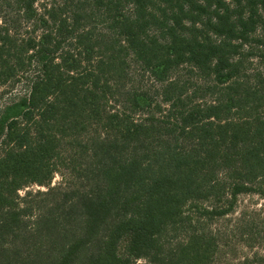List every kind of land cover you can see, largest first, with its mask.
Masks as SVG:
<instances>
[{
	"label": "trees",
	"instance_id": "obj_1",
	"mask_svg": "<svg viewBox=\"0 0 264 264\" xmlns=\"http://www.w3.org/2000/svg\"><path fill=\"white\" fill-rule=\"evenodd\" d=\"M253 56L264 0H0V264H207L159 238L264 196Z\"/></svg>",
	"mask_w": 264,
	"mask_h": 264
},
{
	"label": "rangeland",
	"instance_id": "obj_2",
	"mask_svg": "<svg viewBox=\"0 0 264 264\" xmlns=\"http://www.w3.org/2000/svg\"><path fill=\"white\" fill-rule=\"evenodd\" d=\"M261 59L251 57L250 68H256L264 75ZM60 181L55 175L51 186ZM26 191L34 194L45 188L30 185L20 190L19 195L23 196ZM229 209L225 201L214 206L209 202L185 206L182 216L159 238L162 254L172 252L196 232L209 244L207 264H264V196L258 193L238 195ZM222 211L227 212L216 214ZM131 264L148 263L138 259Z\"/></svg>",
	"mask_w": 264,
	"mask_h": 264
}]
</instances>
